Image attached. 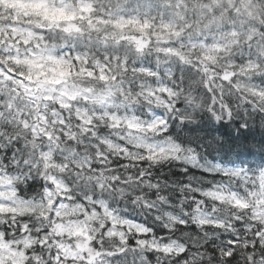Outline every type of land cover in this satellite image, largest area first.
Listing matches in <instances>:
<instances>
[{
    "label": "snow or ice",
    "instance_id": "1",
    "mask_svg": "<svg viewBox=\"0 0 264 264\" xmlns=\"http://www.w3.org/2000/svg\"><path fill=\"white\" fill-rule=\"evenodd\" d=\"M0 264H264V0H0Z\"/></svg>",
    "mask_w": 264,
    "mask_h": 264
}]
</instances>
